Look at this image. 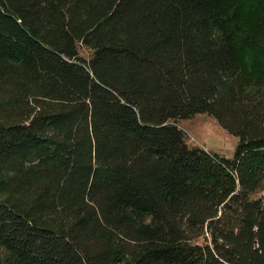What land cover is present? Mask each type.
<instances>
[{"label":"trees","instance_id":"1","mask_svg":"<svg viewBox=\"0 0 264 264\" xmlns=\"http://www.w3.org/2000/svg\"><path fill=\"white\" fill-rule=\"evenodd\" d=\"M197 114L231 157L187 143ZM0 246L264 264V0H0Z\"/></svg>","mask_w":264,"mask_h":264},{"label":"rangeland","instance_id":"2","mask_svg":"<svg viewBox=\"0 0 264 264\" xmlns=\"http://www.w3.org/2000/svg\"><path fill=\"white\" fill-rule=\"evenodd\" d=\"M80 52L84 57L91 56V51L86 47H81ZM177 124L185 132L186 141L190 146H199L231 157L238 144V138L208 114H197L192 118L180 119ZM6 255L7 252L0 246V258Z\"/></svg>","mask_w":264,"mask_h":264}]
</instances>
